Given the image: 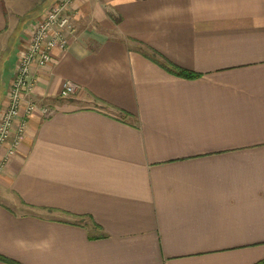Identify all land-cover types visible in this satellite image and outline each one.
Returning <instances> with one entry per match:
<instances>
[{
	"label": "crops",
	"instance_id": "1",
	"mask_svg": "<svg viewBox=\"0 0 264 264\" xmlns=\"http://www.w3.org/2000/svg\"><path fill=\"white\" fill-rule=\"evenodd\" d=\"M55 1L0 0V111ZM72 21L32 68L28 97L54 112L0 148V255L264 264V0H74Z\"/></svg>",
	"mask_w": 264,
	"mask_h": 264
},
{
	"label": "built area",
	"instance_id": "2",
	"mask_svg": "<svg viewBox=\"0 0 264 264\" xmlns=\"http://www.w3.org/2000/svg\"><path fill=\"white\" fill-rule=\"evenodd\" d=\"M73 2L74 0H56L52 3L41 18L32 24L27 42L18 54L7 89V103L0 111V148L7 146L5 157L13 154L22 141L30 114L37 110L47 117L54 112L51 106L37 105L28 97L34 85L32 68H40L49 63L53 48H67L68 38L74 32ZM77 89L76 83L65 80L59 95L66 97Z\"/></svg>",
	"mask_w": 264,
	"mask_h": 264
},
{
	"label": "trees",
	"instance_id": "3",
	"mask_svg": "<svg viewBox=\"0 0 264 264\" xmlns=\"http://www.w3.org/2000/svg\"><path fill=\"white\" fill-rule=\"evenodd\" d=\"M163 67H165L167 70L172 71L174 73H176L179 76L185 77V78H194L197 77L199 74L197 73H193L184 69H180L178 67H175L174 65H172L169 61H167L166 59H163V61L160 63ZM0 259L7 261L11 264H16L15 262L8 260L6 258H4L3 256L0 255Z\"/></svg>",
	"mask_w": 264,
	"mask_h": 264
}]
</instances>
